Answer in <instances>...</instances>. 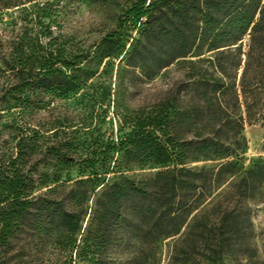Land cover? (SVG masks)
<instances>
[{"label":"trees","instance_id":"obj_1","mask_svg":"<svg viewBox=\"0 0 264 264\" xmlns=\"http://www.w3.org/2000/svg\"><path fill=\"white\" fill-rule=\"evenodd\" d=\"M48 17L44 1L0 0V264H156L165 240L167 264L255 256L264 155L245 165L244 126L264 120V0H135L83 46ZM113 59L119 81L182 78L115 138L48 143L30 116L48 96L92 102Z\"/></svg>","mask_w":264,"mask_h":264},{"label":"rangeland","instance_id":"obj_2","mask_svg":"<svg viewBox=\"0 0 264 264\" xmlns=\"http://www.w3.org/2000/svg\"><path fill=\"white\" fill-rule=\"evenodd\" d=\"M45 2L46 11L57 28L78 46L89 45L97 41L106 31L113 27L116 16L130 2L135 0H40ZM118 59H113L93 79L94 98L86 103L79 94H72L67 99L48 96L46 107L30 116L29 121L46 130L48 143L53 141V131L58 136L68 138L87 133L91 144L110 137H117L121 129L129 125L131 114L140 107H148L166 96L182 78V71L175 65L161 71L153 79L130 78L123 81L117 77ZM109 86L110 96L104 97V86ZM100 95V96H99ZM101 96L103 99H101ZM88 99V98H87ZM244 134L247 150L244 154L245 165L250 160L264 155V120L246 123ZM254 243L257 253L242 264H264V198L253 204ZM171 240L160 243L159 260L156 264H167ZM128 248L121 244L114 247V256L124 259ZM54 253L36 252L27 264H47L46 258H53Z\"/></svg>","mask_w":264,"mask_h":264}]
</instances>
